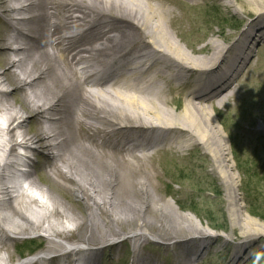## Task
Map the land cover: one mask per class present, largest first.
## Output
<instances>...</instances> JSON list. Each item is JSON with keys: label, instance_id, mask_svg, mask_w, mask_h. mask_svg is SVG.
I'll use <instances>...</instances> for the list:
<instances>
[{"label": "bare ground", "instance_id": "obj_1", "mask_svg": "<svg viewBox=\"0 0 264 264\" xmlns=\"http://www.w3.org/2000/svg\"><path fill=\"white\" fill-rule=\"evenodd\" d=\"M246 1L256 17L244 38L210 39L187 53L173 39L184 32L174 0H0V264H14L9 241L36 230L47 247L17 264H104V251L127 241L129 264H194L219 238L233 243L229 260L237 261L264 237L239 206L228 146L210 114L234 96L248 43L264 46V2ZM190 77L198 85L186 90ZM181 96V112L168 110ZM172 146L201 147L213 160L237 239L202 228L158 191L151 162ZM15 165L24 181L8 185ZM82 228L106 244L59 241ZM148 240L168 252L165 261L145 252Z\"/></svg>", "mask_w": 264, "mask_h": 264}, {"label": "rangeland", "instance_id": "obj_2", "mask_svg": "<svg viewBox=\"0 0 264 264\" xmlns=\"http://www.w3.org/2000/svg\"><path fill=\"white\" fill-rule=\"evenodd\" d=\"M261 1L264 2V0ZM191 4L189 0H174V3H170L172 8L174 6L180 9L183 17L181 21L184 23L182 39L175 36L173 39L187 53L210 39L225 46L236 35V29L245 22L247 16L253 15L256 9L253 2L246 0L238 2L199 0L196 6ZM187 23L190 24V28ZM248 46L251 47V56L238 72L236 81H233L234 96L225 106L214 105V111L210 110V114L214 120H218L216 125L220 129L223 141L228 146L227 164L231 173L236 177L235 188L238 193L239 206L242 207L244 214L258 221L257 227L264 232V46L261 42L256 43L255 39L251 40ZM204 51L207 52V50ZM3 54L4 52L0 50V64ZM10 84L12 86V83ZM183 86L186 90L191 88L188 83ZM16 93V95L19 94V92ZM182 96L181 106L177 108L171 105L168 110L175 109L181 112L185 101ZM50 99L51 97L48 100ZM151 164L153 167L150 168L154 169L158 175V179L153 178V182L165 200L177 212L187 214L194 222L199 223L202 228H207L208 231L227 236L233 234L234 238H238L239 230L232 231V223L228 217L229 212L224 195L226 186L215 169L213 160L209 159L204 149L190 146L188 150L179 151L174 146L164 147L154 154ZM44 175L38 173L39 183L49 188L50 192L62 203L72 206L62 198L64 196L58 189L46 184ZM9 182L8 180L7 184ZM71 199L75 202L74 196H71ZM74 211L80 215L79 209H74ZM38 233L41 231H28L25 235L8 242L10 253L13 256L11 262L17 264L21 252L28 248L30 243L34 246L42 244L40 250H45L48 239ZM88 236L91 239L87 242L88 246L106 244L104 240H99L96 234L86 228L72 233L63 240L58 239L67 246L68 243L83 242ZM30 237L35 238L29 239ZM253 238L254 242H250L242 258L237 261L235 259L236 262L229 260L233 243H227L219 238L216 243L205 250L203 257L196 264H264V237ZM109 240L107 243L114 241ZM211 241L214 240L211 239ZM157 244L159 245L153 240H148L145 252L149 254L155 251L160 262H163L168 252L163 248H157ZM132 247L133 242L127 241L111 251H104L103 263L129 264ZM52 254L55 253L51 252L49 255Z\"/></svg>", "mask_w": 264, "mask_h": 264}, {"label": "trees", "instance_id": "obj_3", "mask_svg": "<svg viewBox=\"0 0 264 264\" xmlns=\"http://www.w3.org/2000/svg\"><path fill=\"white\" fill-rule=\"evenodd\" d=\"M252 213H254V212H252ZM255 215H256V213H254ZM32 250V249H31Z\"/></svg>", "mask_w": 264, "mask_h": 264}]
</instances>
